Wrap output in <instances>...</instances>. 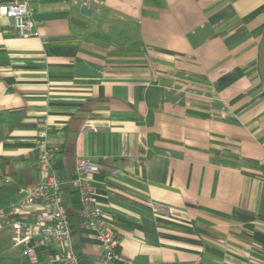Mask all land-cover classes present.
Returning <instances> with one entry per match:
<instances>
[{
    "label": "crops",
    "instance_id": "obj_1",
    "mask_svg": "<svg viewBox=\"0 0 264 264\" xmlns=\"http://www.w3.org/2000/svg\"><path fill=\"white\" fill-rule=\"evenodd\" d=\"M29 7L36 38L0 17V210L36 188L44 132L80 264L105 263L77 158L99 168L91 187L118 239L112 264H264V0ZM38 211L19 216L24 233ZM12 237L0 228V264H57L56 244L24 258Z\"/></svg>",
    "mask_w": 264,
    "mask_h": 264
},
{
    "label": "built area",
    "instance_id": "obj_2",
    "mask_svg": "<svg viewBox=\"0 0 264 264\" xmlns=\"http://www.w3.org/2000/svg\"><path fill=\"white\" fill-rule=\"evenodd\" d=\"M29 4L30 0H15L11 4L0 5V17L11 21L22 39L39 36ZM37 145V163L42 171L38 184L36 188L26 192L27 195L22 201L0 210V228L10 227L13 230L12 246L19 249L24 258L33 256L37 248H48L56 244L53 259L57 264H80L72 248L66 213L58 199L61 182L54 168V152L47 146L44 132L39 133ZM98 172L96 164L84 158L75 160L74 182L81 210L87 217L84 224L96 232L104 253V263L112 264L117 259L118 239L107 226L101 211L94 205L91 181ZM3 183H10L9 178L4 179ZM37 203L42 206L43 212L34 214V229L24 233L25 224L19 216Z\"/></svg>",
    "mask_w": 264,
    "mask_h": 264
},
{
    "label": "water",
    "instance_id": "obj_3",
    "mask_svg": "<svg viewBox=\"0 0 264 264\" xmlns=\"http://www.w3.org/2000/svg\"><path fill=\"white\" fill-rule=\"evenodd\" d=\"M81 13L84 15H89L90 9L87 6H81ZM258 71L261 78L262 84L264 86V35L262 37L260 49H259V58H258Z\"/></svg>",
    "mask_w": 264,
    "mask_h": 264
},
{
    "label": "trees",
    "instance_id": "obj_4",
    "mask_svg": "<svg viewBox=\"0 0 264 264\" xmlns=\"http://www.w3.org/2000/svg\"><path fill=\"white\" fill-rule=\"evenodd\" d=\"M118 248V247H117ZM116 252H117V249H116Z\"/></svg>",
    "mask_w": 264,
    "mask_h": 264
}]
</instances>
